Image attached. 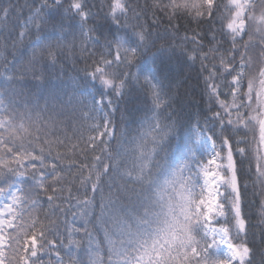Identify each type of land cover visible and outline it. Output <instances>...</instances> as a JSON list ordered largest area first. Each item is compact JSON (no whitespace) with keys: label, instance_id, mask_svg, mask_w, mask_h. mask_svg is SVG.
Segmentation results:
<instances>
[{"label":"snow or ice","instance_id":"6c2138e0","mask_svg":"<svg viewBox=\"0 0 264 264\" xmlns=\"http://www.w3.org/2000/svg\"><path fill=\"white\" fill-rule=\"evenodd\" d=\"M250 189L264 0H0V264H264Z\"/></svg>","mask_w":264,"mask_h":264},{"label":"trees","instance_id":"16d2710c","mask_svg":"<svg viewBox=\"0 0 264 264\" xmlns=\"http://www.w3.org/2000/svg\"><path fill=\"white\" fill-rule=\"evenodd\" d=\"M182 26H186L185 22H180ZM183 34V33H181ZM200 69V63L197 62L194 67H187L179 64H171L167 66V71H169L172 76L179 82H181L180 92L182 97H184L185 92H187V96L184 97V104L186 106V110H190L192 112H196L200 109L207 110V99L205 97L204 102H201L202 90H203V82L198 77V71ZM59 71V70H57ZM65 79H67L71 75H75L72 69L71 62H68L65 67ZM253 199L251 196V189L246 198V207L244 208V212L246 216L249 217V222L253 225L252 229H250V237L251 232L259 233L261 228H264V225L259 223L260 221V212H259V198H256V203H250Z\"/></svg>","mask_w":264,"mask_h":264}]
</instances>
